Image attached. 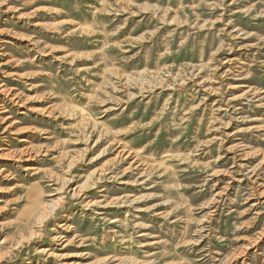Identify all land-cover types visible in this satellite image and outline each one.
I'll return each mask as SVG.
<instances>
[{
    "label": "rangeland",
    "instance_id": "374dc122",
    "mask_svg": "<svg viewBox=\"0 0 264 264\" xmlns=\"http://www.w3.org/2000/svg\"><path fill=\"white\" fill-rule=\"evenodd\" d=\"M0 264H264V0H0Z\"/></svg>",
    "mask_w": 264,
    "mask_h": 264
},
{
    "label": "bare ground",
    "instance_id": "6f19581e",
    "mask_svg": "<svg viewBox=\"0 0 264 264\" xmlns=\"http://www.w3.org/2000/svg\"><path fill=\"white\" fill-rule=\"evenodd\" d=\"M260 199H258V201H259ZM259 205V204H258ZM260 237H262V236H260Z\"/></svg>",
    "mask_w": 264,
    "mask_h": 264
}]
</instances>
